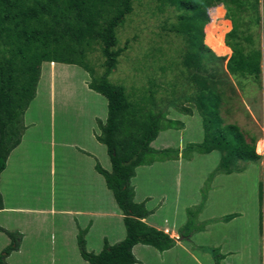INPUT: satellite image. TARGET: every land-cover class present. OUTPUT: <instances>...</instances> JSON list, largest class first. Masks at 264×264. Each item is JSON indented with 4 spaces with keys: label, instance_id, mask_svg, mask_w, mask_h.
Wrapping results in <instances>:
<instances>
[{
    "label": "rangeland",
    "instance_id": "1",
    "mask_svg": "<svg viewBox=\"0 0 264 264\" xmlns=\"http://www.w3.org/2000/svg\"><path fill=\"white\" fill-rule=\"evenodd\" d=\"M243 1L245 2L243 8L238 11L237 7L233 6L232 11L227 10L226 15L220 14L218 10L210 14L209 9L210 22L212 20L213 25L219 26L220 36H217V43L212 31L206 28L205 43L213 48L215 53L225 54L219 56H226L228 60L232 51L221 42L220 37L228 19H231L232 22L241 23L240 36L246 50L253 48L261 51L264 60L262 0ZM133 7V12L127 15L125 23L117 30L119 38L117 48L125 47L127 42L128 48L119 57L118 66L109 79L113 83L124 85L132 100L141 104L144 103L147 89L151 87L150 83H155L156 103L148 107L155 111L163 108L169 118L183 123L182 129L172 127L161 131L151 143L156 149L167 147L180 149L179 158L140 166L137 168V175L132 179V184L138 188L139 198L142 195H149L152 196L149 204L151 207L160 205L150 221L167 225L171 230L178 232V236L170 232L171 237H177V241L183 235L184 226L185 230L191 229V231L205 228L206 222L216 217V223L209 227L210 233L196 235L195 242L217 248L222 254L235 250L234 254L227 256L225 264H244L249 256H256L259 263L263 264L264 150H257L263 155L259 162L243 161L244 169L241 167V172L232 173L218 171L221 159L218 150L207 154L193 152L187 156L184 148L191 143L201 142L204 138V129L203 116L196 109L192 99L194 86L189 81L188 71L182 64L187 44L180 34L169 30L172 23L178 21L179 12L171 6H166L161 12L155 0H134ZM221 9L227 8L222 6ZM257 19H260L259 24ZM164 23H167L168 29H164ZM229 25L231 30V22ZM247 35H252L251 45L246 41ZM229 39L237 43L240 40L239 37L237 40L233 37ZM89 61L95 67L97 75L104 72V58L99 49L90 54ZM162 67H166L165 72ZM42 72L37 99L33 101L28 120L39 125L38 129L40 128L41 133L46 135V139L42 138L40 142L37 138L32 139L31 133L34 131L29 130L26 141L11 155L10 173L12 175L18 173L22 178L27 176V180H23V186L20 185V189L14 190L13 203L20 201L17 197L20 191L27 192L24 206L37 208L33 206H38L40 203L38 209L44 211L25 212L16 216L18 219L16 221L15 218L10 219L11 214L0 213V226L5 229V231L0 230V254L9 245L19 244V248L12 251L5 264H68L67 260L72 264H90L81 257L77 242L71 240L70 226L66 224L70 222L61 219V216L54 214L53 210L63 207L75 208L77 184L74 179L78 177L80 168L85 169L88 176H94L95 173L101 181H104V177L98 174L95 165L99 162L105 169L111 170V160L106 146L94 138H89L88 135L83 140V144L86 145L80 144L97 149L98 154L89 160L80 156L83 154L74 147L61 148L58 143L63 141L76 143V136L82 131L91 134L96 130L97 134L100 130L97 118L106 120L108 100L88 87L91 77L79 65L56 62L45 65L44 63ZM222 78L227 80L221 105V116L225 124H239L249 140L251 137H257L264 144L263 72L258 80L254 76L231 73L223 74ZM187 107L193 110V114L182 110ZM93 114L96 123L92 119ZM78 115L80 118L74 119ZM93 125L95 127L91 128ZM52 130H56L59 136L56 137V149L51 142ZM16 181H9L10 186L12 184L11 188L7 185L11 189L6 190L8 203L12 200L10 192ZM98 189L99 185H97ZM108 193L109 200L95 195L93 206H90L94 211L106 210L112 214L105 217L109 219L107 222L103 218L98 220L104 226H97L88 237L86 247L89 252L96 253L95 247L98 246L99 236L103 232L111 236L115 228L120 225L124 227L123 219L115 215L117 204L113 192L108 190ZM201 205L203 208L198 215L197 208ZM188 210H192L191 215ZM229 213L236 216L234 220L226 223L225 217L221 216ZM237 213L242 215L238 216ZM7 231L12 232L13 236ZM15 236L17 237L12 238ZM64 252L67 255H64ZM196 253L198 257H202V249L201 252ZM138 254L142 256L144 264H177L175 258L179 264H196L193 260H188L180 248L168 252L163 258L155 251L138 252ZM207 255L209 264H216L213 255Z\"/></svg>",
    "mask_w": 264,
    "mask_h": 264
},
{
    "label": "trees",
    "instance_id": "2",
    "mask_svg": "<svg viewBox=\"0 0 264 264\" xmlns=\"http://www.w3.org/2000/svg\"><path fill=\"white\" fill-rule=\"evenodd\" d=\"M155 1L161 12L166 6L175 7L179 12L178 21L172 23L169 30L180 34L187 44L182 64L194 86L192 99L195 107L203 116L204 138L184 148L187 156L193 152L207 154L218 150L221 153L218 171L226 173L241 172L243 161L259 162L263 156L256 149L257 137L249 140L239 124H225L221 116V105L227 85L222 75L231 73L260 79L262 52L253 48L246 50L240 36L241 23L234 21L231 30L230 22L226 23L225 33L220 37L221 42L232 49L228 60L226 56H219L225 54L215 53L205 43L206 28L212 31L214 37L220 36L219 26L210 22L209 9L212 14L217 5L224 4L228 11H232L233 6L239 11L245 2ZM133 3L134 0H0V176L11 152L22 141L26 130L24 114L36 97L42 64L56 62L81 66L91 77L89 88L108 100V116L105 121L97 119L100 130L96 138L106 146L112 168L107 170L99 162L95 168L104 176L123 214L126 237L114 244L106 238L100 252H89L85 238L87 230L80 229L78 246L81 256L90 264H137L138 259L133 252L135 245H150L163 252L177 243L170 233L146 222L145 219L152 212L145 201L135 200L132 179L140 166L179 158L180 149H156L151 143L161 131L172 127L182 129L183 123L169 118L163 108L155 111L148 107L156 103L155 83H150L151 87L147 89L144 103L141 104L132 100L124 85L109 79L118 66L119 57L128 48V42L125 47L117 48V30L125 23L127 15L133 12ZM259 23L260 19H257ZM163 27L168 29L167 23ZM230 37L236 40L239 37L240 40L238 43L232 42ZM252 40V35H247L246 41L250 45ZM98 49L104 58V72L100 75H97L89 61L90 54ZM161 69L166 71V67ZM182 110L193 114L191 108ZM3 208L0 192V210ZM202 208V205L198 206V215ZM188 211L191 215L192 210ZM234 216H225L224 220L229 221ZM215 221L214 218L206 224ZM185 228H182L185 239L205 229L203 227L191 231ZM0 230L5 231L1 226ZM7 232L13 236L12 232ZM18 245L6 247L0 254V264L6 263L12 251L19 248ZM205 249L212 253L216 264H221L223 257L217 248Z\"/></svg>",
    "mask_w": 264,
    "mask_h": 264
},
{
    "label": "crops",
    "instance_id": "3",
    "mask_svg": "<svg viewBox=\"0 0 264 264\" xmlns=\"http://www.w3.org/2000/svg\"><path fill=\"white\" fill-rule=\"evenodd\" d=\"M262 3H263V6H264V0H262ZM222 5H224V4H222ZM226 12H227V9H225V15H226ZM228 20L231 22L232 27H233L232 20L231 19H228ZM224 28H223V31L225 32L226 24H225ZM224 32L221 35H223ZM215 39H217V38L215 37ZM225 45L230 49V51H232L231 48L227 44H225ZM45 65H47V63H45ZM262 72H263V75H264V60L262 62ZM41 78H42V74H41ZM41 78H40V80H41ZM37 94H38V87H37L36 97L34 98V100L37 99ZM33 101L31 102L30 106L28 107V109L26 110V112L24 114V123L26 125V130H25V132H24V134L22 136V141L11 152V154H10L8 160H7V166H6L5 170L2 172V174L0 176V192L2 194L3 202H4V208L0 210V213L7 212V213L11 214L10 215V219L14 220V218H15V221L18 220L16 216H18L20 214H23L25 212H27V213H32V212H34V213H42V211H44V210L38 209V208H40V203H39L38 206H33V207H37V208H29L30 206H24L25 197H26V193L27 192H21L20 191V193L17 194V197L20 198V201H15L13 203V201H14L13 199L15 198L14 190L20 189L19 188L20 185L23 186V183H24L23 180H27V176L25 175L22 178V176L20 174H18V173L16 175L15 174L12 175L10 173L11 155L14 152H16L17 148L20 147V145H22V143L24 141H26L25 138H26L27 133H28L29 130H31L30 132L34 131L33 133H31V138L32 139L33 138H37L39 142L41 141L42 138L46 139V135L41 133V129L40 128L38 129L39 125H36L37 124L36 122L31 123L28 120V114L31 111V107H32ZM79 118H80V115H78L74 119L78 120ZM96 118H97V116H96ZM92 119L95 122V115L92 116ZM94 127H95L94 125L91 126V128H94ZM262 129L264 131V126H263ZM66 135H68V134H66ZM87 135L89 136V138H94L98 142V140L96 138V130L91 132V134H88L85 131H82L79 135L76 136V139H77L76 143L75 142L68 143V141H63L61 143H58V146H60L61 148L65 147V146L66 147L72 146L75 149H77L79 153L83 154V155H80V156L85 157L88 160L90 158L92 159V158L98 156V154L96 152L97 149L94 150L92 147L87 148L86 146H83V145H86V144H83V140H84V137L87 136ZM63 136H65V135H63ZM56 137H59L57 135L56 130L55 131L52 130V132H51V142H52V144L54 143L53 146L55 147V149L57 147ZM27 140H30V139H27ZM96 141H94V143L97 145ZM259 142L260 141L258 140V143ZM80 143H82L83 145H81ZM262 161H264V160H262ZM258 164H262V163H258ZM79 172L80 173H79L78 177L76 179H74V182L77 184V190H76V193H77L76 198H77V200H76V204H74L75 208L70 209V208H64L63 207V208H60L59 210L54 209L53 211H54V214H59L61 216V219L70 222V224L66 223L67 225L70 226L69 234H70L71 240L74 241V242H77V245H78V234L80 232V229H82V230L86 229L87 233H86L85 237H86L87 246H88V240H89L88 237L93 233L95 228L97 226L98 227L99 226L100 227L104 226L103 224H101V221H98V220L99 219L101 220V218L106 219L105 217L107 215L109 216V215L112 214V213H108L106 210H104V211H101V210L94 211V210H92V208L90 206H93V202L95 201V195H98L99 198H101V199H104L106 197V199L109 200L110 199V197H109L110 195L108 193V190H110V189L107 187L105 179H104V181L103 180L101 181V179L98 177V175H95V173H93L94 176H88L87 171L85 169H83V168H80ZM98 174H100V173H98ZM136 175H137V173H136ZM10 180H11V182H13L14 180H17V181L14 183L15 186L12 188V191L10 192V194L12 196V200H11V202L8 203V200H7L8 195L6 193V190H11L10 188L12 187V184L10 186V183H9ZM97 185H99V189H98L99 191L97 190ZM133 186L135 188V200L137 202L145 201L147 208L152 212L145 219L146 222H148L150 225H153V226H155V227H157L159 229H163L166 232H169V233L173 232V233H175L178 236L179 235L178 232H175V230H171V228L169 226L162 225V224H155L154 222L150 221L151 217L154 216L156 211H158V208L160 207V205L159 206L157 205L155 208L151 207L149 204L151 202L152 196L142 195L141 198H139L138 188H137V186L135 184H133ZM163 201H165V198H164ZM116 206H117V210H115V215L120 216L123 219V222H124L123 214H122L121 210L119 209L118 205H116ZM233 213H236V212H233ZM237 214H238V216L242 215L241 213H237ZM228 215H231V214L230 213L229 214H224L221 217H225V216H228ZM96 217L98 219H96ZM214 218L216 220V217H212L207 222H209L210 220H212ZM232 219L234 220L235 216ZM232 219L229 220V221H225L224 220V222L229 223L230 221H232ZM108 220L109 219H106V222ZM167 222H164V223H167ZM214 223H216V221ZM214 223H207V225H206V227H205V229L203 231H199V232L194 233L189 239H185L184 236H182L180 239L178 238L176 246H174L173 248H171L169 250L163 251V252L159 251L158 249H156L155 247L150 246V245H145V244H137V245H135L134 248H133V252H134L136 258L138 259V263L137 264H144V260L142 259V256H140L138 254V252L150 253L152 251H155V253L157 255H159L160 257L163 258L168 252L175 251L177 248L178 249L180 248L182 250V252H184L186 254L188 260H193V262L196 263V264H209V261H208L209 259L207 257L208 256L207 254H212V253L209 250L205 249V247H207L208 245L205 246L204 244L195 242V238L194 237L196 235H199V234H202V233H207V232L210 233L209 232L210 231L209 227L211 226V224H214ZM22 231L25 232L24 228H22ZM25 234H26V232H25ZM24 237H23V239H24ZM125 237H126L125 224H124V227L122 225H120V227L115 228L114 232L112 233L111 236H108L106 233L103 232V234L101 236H99L98 246L96 245L97 247H95L96 253L100 252L103 249L104 241H105L106 238L108 239V241L111 244H114L116 242H119V241L123 240ZM208 248H211V246H208ZM201 249H202V257H198L196 252H201ZM234 253H235V250L234 251L233 250H229L225 254L221 253L222 257H223L222 260H221V264H225L227 259H228L227 256L232 255ZM64 255H67V253L64 252ZM174 261L177 262V264H179L178 260H176V258L174 259ZM66 262L68 264H72L71 261L67 260ZM85 262H88V261H85ZM244 264H260V263H259V259L256 256H249ZM263 264H264V260H263Z\"/></svg>",
    "mask_w": 264,
    "mask_h": 264
},
{
    "label": "bare ground",
    "instance_id": "4",
    "mask_svg": "<svg viewBox=\"0 0 264 264\" xmlns=\"http://www.w3.org/2000/svg\"><path fill=\"white\" fill-rule=\"evenodd\" d=\"M221 6V7H220ZM222 6L225 8V6L224 5H222V4H220V5H217L212 11L214 12L215 10H218V12L220 13V14H224L225 13V10H223V9H221L222 8ZM212 12V13H213ZM211 22H212V20H211ZM217 41V43H218V40H216ZM215 52V51H214ZM258 151H263L264 150V144L260 141L259 143H258V149H257Z\"/></svg>",
    "mask_w": 264,
    "mask_h": 264
}]
</instances>
